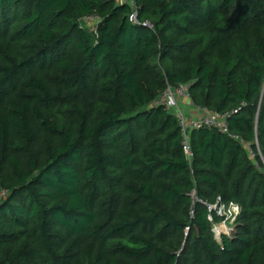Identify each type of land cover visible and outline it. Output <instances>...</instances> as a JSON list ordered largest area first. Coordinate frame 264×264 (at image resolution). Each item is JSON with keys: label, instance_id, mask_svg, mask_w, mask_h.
<instances>
[{"label": "trees", "instance_id": "obj_1", "mask_svg": "<svg viewBox=\"0 0 264 264\" xmlns=\"http://www.w3.org/2000/svg\"><path fill=\"white\" fill-rule=\"evenodd\" d=\"M136 2L0 0V264H264V0Z\"/></svg>", "mask_w": 264, "mask_h": 264}, {"label": "built area", "instance_id": "obj_2", "mask_svg": "<svg viewBox=\"0 0 264 264\" xmlns=\"http://www.w3.org/2000/svg\"><path fill=\"white\" fill-rule=\"evenodd\" d=\"M120 4H127L130 6V14L129 19L131 22L138 23V4L136 0H117ZM98 22V16L91 15L85 18L86 25L92 26V28L96 27ZM143 25L152 27L147 21L143 22ZM191 100V90L189 85L180 84L178 86L169 85L167 89L161 93V95L155 100L154 104H162L167 109L173 111L178 118V123L181 127V132L183 135V144L184 151L189 160L193 157V152L191 149L190 141H189V133L191 130L201 127H216L222 130L223 132L229 131V123L228 119L232 112H215L210 110L208 107H198L199 113H190L187 112L180 104V100ZM251 155L255 154L251 151ZM5 193V190L2 191V194ZM210 210H216L219 216L223 218L221 221L222 225H225L224 230H219L216 228L219 223H214L213 216L209 215V220L214 223V231L218 238L221 237L222 233H229L230 228L226 225L231 223L230 226L234 223L237 215L240 212V207L237 203L230 202L229 204H216L209 205ZM220 222V223H221Z\"/></svg>", "mask_w": 264, "mask_h": 264}, {"label": "crops", "instance_id": "obj_3", "mask_svg": "<svg viewBox=\"0 0 264 264\" xmlns=\"http://www.w3.org/2000/svg\"><path fill=\"white\" fill-rule=\"evenodd\" d=\"M181 106L190 113H199L198 106L194 105L191 100H180Z\"/></svg>", "mask_w": 264, "mask_h": 264}, {"label": "rangeland", "instance_id": "obj_4", "mask_svg": "<svg viewBox=\"0 0 264 264\" xmlns=\"http://www.w3.org/2000/svg\"><path fill=\"white\" fill-rule=\"evenodd\" d=\"M91 28H92V26H91ZM221 224H222V222L219 223V224L217 225L216 228H219V226H220ZM230 224H231V223H228V225H226V226H227V227L229 226L228 228H230V230H231V226H230ZM222 226H225V225H222ZM222 226L220 227V229H221V230H224V229L222 228Z\"/></svg>", "mask_w": 264, "mask_h": 264}, {"label": "bare ground", "instance_id": "obj_5", "mask_svg": "<svg viewBox=\"0 0 264 264\" xmlns=\"http://www.w3.org/2000/svg\"><path fill=\"white\" fill-rule=\"evenodd\" d=\"M222 228H223V229H225V227H224V226H222ZM219 230H220V227H219V229H218L217 231H219Z\"/></svg>", "mask_w": 264, "mask_h": 264}, {"label": "water", "instance_id": "obj_6", "mask_svg": "<svg viewBox=\"0 0 264 264\" xmlns=\"http://www.w3.org/2000/svg\"><path fill=\"white\" fill-rule=\"evenodd\" d=\"M221 234H222V232H221ZM221 234H220V235H221Z\"/></svg>", "mask_w": 264, "mask_h": 264}]
</instances>
